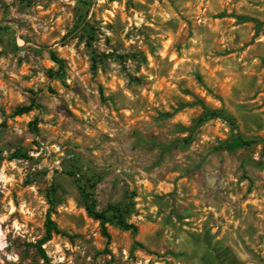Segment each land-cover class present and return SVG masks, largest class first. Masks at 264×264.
Listing matches in <instances>:
<instances>
[{
  "label": "rangeland",
  "instance_id": "rangeland-1",
  "mask_svg": "<svg viewBox=\"0 0 264 264\" xmlns=\"http://www.w3.org/2000/svg\"><path fill=\"white\" fill-rule=\"evenodd\" d=\"M0 264H264V0H0Z\"/></svg>",
  "mask_w": 264,
  "mask_h": 264
},
{
  "label": "trees",
  "instance_id": "trees-1",
  "mask_svg": "<svg viewBox=\"0 0 264 264\" xmlns=\"http://www.w3.org/2000/svg\"><path fill=\"white\" fill-rule=\"evenodd\" d=\"M244 19H247L248 17H243ZM51 59L58 65V68L62 67V60L55 56L54 54H51ZM29 107H18L14 114H21L24 111L28 110ZM207 118L212 117H222L223 119H227L230 121L229 117L225 114H222L221 111H209L205 115ZM89 196V195H88ZM88 202L85 205V210L89 216L99 221L100 224V230L101 234L106 237L107 240H109L110 235L107 232L106 229V223L110 222L108 212L112 213L113 218L115 219V223L124 230H130L132 233L136 231V226L133 223H129L125 220L123 211L120 210L117 206L109 205L106 209L103 210H97L94 206L93 199L91 197H88ZM45 233L43 238L40 240V243L46 242L49 240L53 233H60V230L56 226L55 222L50 218L49 214H47L45 222Z\"/></svg>",
  "mask_w": 264,
  "mask_h": 264
}]
</instances>
